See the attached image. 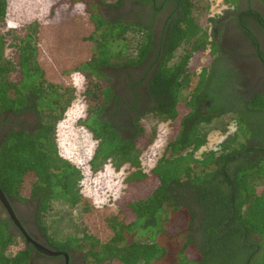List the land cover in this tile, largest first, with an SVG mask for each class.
<instances>
[{"label": "trees", "instance_id": "obj_1", "mask_svg": "<svg viewBox=\"0 0 264 264\" xmlns=\"http://www.w3.org/2000/svg\"><path fill=\"white\" fill-rule=\"evenodd\" d=\"M167 1L60 0L81 3L93 24L87 36L92 55L73 69L84 78L85 115L79 125L95 140L89 170L96 173L109 164L127 172V189L106 218L110 238L102 242L83 232L56 239L48 233L45 218L53 202L80 203L82 172L58 150L56 125L74 94L46 80L37 61L35 21L21 34L0 31V112L31 111L37 120L33 131H11L0 145V188L18 201H35V221L49 244L60 252L79 251L85 264H157L166 248L156 235L172 221L183 225L173 264H264V90L243 92V71L221 60L219 46L221 21L236 18L264 74V17L254 9L239 10V0H224L222 20L210 17L207 33L194 17L196 1L171 0L156 56L129 85L133 100L125 104L135 113L123 116V99L111 75H131V69L145 64L155 40L153 17ZM126 2L144 11L130 19L110 12ZM5 15L6 0H0V27ZM182 45L183 53L170 62ZM195 55L205 56L198 72L190 64ZM144 80L140 92L146 95L136 107L135 87ZM146 115L167 122L170 131L163 153L148 170L140 161L154 138L141 121ZM225 116L233 122L232 131L225 125L219 130ZM214 129L227 132L216 148L205 149ZM16 243L0 221V264H27L28 248L12 250Z\"/></svg>", "mask_w": 264, "mask_h": 264}, {"label": "rangeland", "instance_id": "obj_2", "mask_svg": "<svg viewBox=\"0 0 264 264\" xmlns=\"http://www.w3.org/2000/svg\"><path fill=\"white\" fill-rule=\"evenodd\" d=\"M194 1H196V7L193 9L194 17L208 33L210 29L208 19L210 17L221 19L227 5L224 0ZM129 3L126 2L116 10L119 11L118 13L110 12L122 15V10ZM106 13L110 14L108 11ZM33 21L37 25V61L46 80L70 88L74 94L64 117L56 125V141L59 153L73 162L82 172L80 203L75 207H69L60 202H53L52 209L45 218L47 230L49 235L56 239L71 234L81 235L85 232L104 242L111 236L106 218L116 212L115 201L127 189L124 183L127 172L124 168L114 170L109 164H105L103 169L96 173L89 170L88 161L93 153L95 140L84 127L79 125V120L85 115V103L81 94L84 78L73 69L89 60L92 55L93 45L87 40V36L92 32L93 24L81 3L69 4L60 0H6L5 24L0 27V31L11 29L21 34ZM8 42L6 38L4 54L7 57L11 52ZM229 45L233 44L229 43ZM184 49L185 45L179 46L170 62L176 61ZM204 61V55H195L191 58L190 64L198 72ZM241 70L245 69L241 66ZM196 80L197 76L194 75L191 87ZM241 84L243 86V77ZM141 121L146 129L154 132L152 143L145 148L140 157L142 168L148 170L163 153L170 131L167 122L156 120L152 116L146 115ZM221 122L219 130L222 131L224 125L227 131L233 130L234 125L230 122V116H225ZM219 130L214 129L208 135L205 149L216 148L224 138L227 131L222 134ZM182 228V224L172 221L167 224L164 232L156 235V241L166 248L165 256L157 264H173L183 239L180 233Z\"/></svg>", "mask_w": 264, "mask_h": 264}, {"label": "flooded vegetation", "instance_id": "obj_3", "mask_svg": "<svg viewBox=\"0 0 264 264\" xmlns=\"http://www.w3.org/2000/svg\"><path fill=\"white\" fill-rule=\"evenodd\" d=\"M156 1L160 3V1L162 0ZM144 8L145 7L138 6L137 3L130 2L128 6L124 7V9L122 10L123 13L121 16L126 19L133 18L135 17V12L141 14V12L144 11ZM246 8H248L249 11L254 9L264 17V2H261V0H239V10H243ZM172 9L173 3L171 0H168L164 5H162L159 11H156L153 17L154 19L152 21V29L154 31L155 40L153 51L149 55L145 64L138 69H131L132 71L130 74L132 76L126 73H112L111 75L115 91L123 99V101L121 102L123 107L120 109L123 116L127 114L130 116L131 114L135 113L125 104L126 101L127 103H131V101L133 100V92L129 86L130 82L135 83V81L139 80L144 73L146 65L153 61V58L156 56L164 22ZM146 14L149 15L150 12L147 11ZM249 18L251 17H247V19ZM249 24L250 27L253 28V22L251 20H249ZM221 25L222 31L219 41V46L221 49V60L223 62L233 63L234 65L237 64L240 69L241 66L245 69L243 71V92L246 90H255L256 92L264 90L263 70L261 69V66L257 64V58L253 55L254 49L250 45L249 41L243 36L241 28L236 25V18H229L227 19V22L221 21ZM229 43L233 45H229ZM232 48L235 49L233 50ZM230 51H232L233 54ZM151 72L152 69L150 70L149 74ZM142 82L143 86L136 85L135 87V91H137L138 93L136 99L139 101L136 107L140 106V102L143 98L142 94L146 95L145 92H140L145 90V80ZM36 127L37 120L31 111L13 113L9 110H4L0 112V145L9 132L21 130L31 132ZM3 196L19 224H16L11 218L8 208L1 198L0 221L4 220V222H6L8 226V232L12 236L14 235L16 237L17 243L15 244V247H19L22 245L23 247L28 248L29 257L27 264H85L83 257L79 251L71 250L69 252H60L56 251L49 244L35 221V201L28 200L25 202H21L4 193ZM44 249L58 252V254H48L43 251Z\"/></svg>", "mask_w": 264, "mask_h": 264}, {"label": "water", "instance_id": "obj_4", "mask_svg": "<svg viewBox=\"0 0 264 264\" xmlns=\"http://www.w3.org/2000/svg\"><path fill=\"white\" fill-rule=\"evenodd\" d=\"M0 198L2 199V201H3V202L5 203V205L7 206L8 210H9V213H10V215H11V218L14 220V222H15L16 224H19L18 221L15 219V216H14V214H13L11 208H10L9 205L7 204V202H6L5 198H4L3 193H2L1 190H0ZM43 251L46 252V253H48V254H53V255L58 254V252L49 251V250H47V249H44Z\"/></svg>", "mask_w": 264, "mask_h": 264}]
</instances>
